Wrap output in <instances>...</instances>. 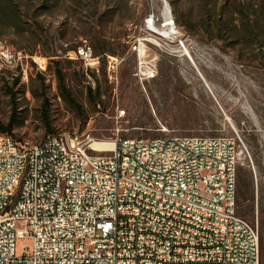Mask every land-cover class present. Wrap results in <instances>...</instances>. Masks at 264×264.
Wrapping results in <instances>:
<instances>
[{
	"label": "rangeland",
	"instance_id": "374dc122",
	"mask_svg": "<svg viewBox=\"0 0 264 264\" xmlns=\"http://www.w3.org/2000/svg\"><path fill=\"white\" fill-rule=\"evenodd\" d=\"M20 1L26 9L37 0ZM172 1L166 0L173 30L164 29L170 36L162 38L150 30L152 26L162 29L163 0H47L49 12L38 18V24L54 39L57 57L45 55L50 39L44 46L37 45V37L14 32L0 22V52L8 50L22 59L16 65L4 64L0 72V122H9L12 108L7 88L12 87L18 103L12 137L25 146L60 135L87 141L91 148L96 142L159 138L166 133L234 136L242 150L238 178L252 183L255 199L253 210L239 199L238 214L257 227L260 236L264 227V44L230 37L231 42L224 44L217 37L216 24L221 16L229 31H237L235 27L241 31L236 6L248 5L262 18L264 0ZM151 21L154 25L149 26ZM95 40L113 49L106 53V65L101 60L93 70L97 80L92 67L74 55L77 47L92 50ZM139 40L140 51H132L131 45ZM184 50L189 55L184 56ZM111 58L118 63L114 71H109ZM140 61L155 63L152 79L137 75ZM57 67L81 113L62 97ZM42 85L50 105V134L42 118ZM90 87L102 92L98 106L90 102ZM120 111L125 116L117 120ZM30 246L28 241L18 243V248ZM260 261L264 264L262 251Z\"/></svg>",
	"mask_w": 264,
	"mask_h": 264
},
{
	"label": "built area",
	"instance_id": "2783aa9c",
	"mask_svg": "<svg viewBox=\"0 0 264 264\" xmlns=\"http://www.w3.org/2000/svg\"><path fill=\"white\" fill-rule=\"evenodd\" d=\"M74 55L97 70L91 49ZM140 62L152 79L155 63ZM241 156L234 136L120 138L96 155L76 137L4 135L0 264H261L258 229L238 214Z\"/></svg>",
	"mask_w": 264,
	"mask_h": 264
},
{
	"label": "trees",
	"instance_id": "16d2710c",
	"mask_svg": "<svg viewBox=\"0 0 264 264\" xmlns=\"http://www.w3.org/2000/svg\"><path fill=\"white\" fill-rule=\"evenodd\" d=\"M170 2L173 3L172 0ZM224 6V5H223ZM49 3L47 0H37L36 3H32L29 8L23 9L22 3L20 0H0V22H4L5 27L17 32L19 34H30V36L37 37V45H43L45 40L50 39V48L45 52V55L48 57H57L54 53L53 42L54 39L50 38V34H48L47 30H44L38 24V18L42 15L48 13L49 11ZM225 7L221 8V11L224 10ZM236 11L242 17V25L241 31L239 28L235 29L237 31H229L228 26L222 23V17L219 16L218 22L216 24L217 29V37L226 44L227 42H231V39L237 41L238 39H245L250 43H257L259 45L264 44V6L262 8V14L260 15L262 18L257 16L256 13L251 11L246 5H237ZM230 37V38H229ZM105 41L95 40L92 42L91 48L94 54V57L100 58L104 65L107 62V52H113V49H108L105 45ZM63 49V47H61ZM80 47H77L74 52H76ZM66 51V50H65ZM58 62H56L57 64ZM91 72V71H90ZM94 79L97 80V76L94 75L93 71L91 72ZM56 75L59 78V89L62 97L73 105L77 107V109L81 113L80 106L74 101L71 97L70 92L66 88L63 72L60 68H56ZM8 95L11 98V116L9 122L4 124L0 122V134L13 136V131L16 127V120L18 116V103L16 101V94L13 92L12 87L7 88ZM41 92L44 95V102L42 105V118L44 127L47 134L52 132L51 123L49 120V99L46 98V87L42 85ZM88 97L90 102L95 106H98L101 103L102 92L101 90L95 89L93 90L91 87L88 89ZM240 200H244L248 202L251 210L255 207V199H254V191L253 185L251 182H247L238 178L237 182V202ZM239 204V203H238ZM239 207V205H238ZM260 250L264 254V227H262V232L260 234Z\"/></svg>",
	"mask_w": 264,
	"mask_h": 264
},
{
	"label": "bare ground",
	"instance_id": "6f19581e",
	"mask_svg": "<svg viewBox=\"0 0 264 264\" xmlns=\"http://www.w3.org/2000/svg\"><path fill=\"white\" fill-rule=\"evenodd\" d=\"M167 3V2H166ZM163 17H164V23H163V26H162V29H159V28H156L154 26H152V29L150 30L151 33L159 36V37H162V38H168L170 35L169 33L167 34L165 32L164 29H170V30H173V23L171 21V16H170V6L169 5H165L164 7V13H163ZM154 24V23H153ZM141 41H136L134 43V45H138V43H140ZM81 50H83V48H79L77 52H81ZM76 52V53H77ZM189 55V52L187 50H184V56H187ZM191 64H193V66L195 67V62L192 61V59L188 56ZM19 57H16V55L12 54L9 52V55H6L4 53V51L0 52V72L1 70L3 69L4 67V64H9L10 65H16L17 63H19ZM117 66H118V63H117ZM53 138H56V139H59L60 141H67V137H64V136H53ZM0 140H2V136H0ZM77 142H81V141H78L76 140ZM136 141H146V138H136ZM24 144V143H23ZM39 145V144H37ZM37 145H33V146H29L27 145L26 147H35ZM22 146H25V145H22ZM115 147V143L114 142H96V143H93L92 145V149H94L93 151L95 152H110L114 149Z\"/></svg>",
	"mask_w": 264,
	"mask_h": 264
},
{
	"label": "water",
	"instance_id": "95a60500",
	"mask_svg": "<svg viewBox=\"0 0 264 264\" xmlns=\"http://www.w3.org/2000/svg\"><path fill=\"white\" fill-rule=\"evenodd\" d=\"M163 2H164V4L166 5L167 3H166V0H163ZM168 5V4H167Z\"/></svg>",
	"mask_w": 264,
	"mask_h": 264
}]
</instances>
